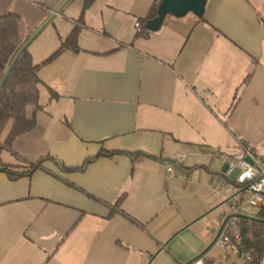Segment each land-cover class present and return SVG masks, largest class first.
Masks as SVG:
<instances>
[{
	"label": "crops",
	"instance_id": "obj_1",
	"mask_svg": "<svg viewBox=\"0 0 264 264\" xmlns=\"http://www.w3.org/2000/svg\"><path fill=\"white\" fill-rule=\"evenodd\" d=\"M156 1L83 11L84 0H0L23 34L51 26L28 44L34 62L81 18L79 50L39 70L34 127L1 153L8 164L45 158L14 179L0 170V264L241 259L237 220L233 249L210 243L232 213L223 187L240 168L225 175L226 162L240 143L264 156V0H207L201 18L167 16L137 35Z\"/></svg>",
	"mask_w": 264,
	"mask_h": 264
},
{
	"label": "trees",
	"instance_id": "obj_2",
	"mask_svg": "<svg viewBox=\"0 0 264 264\" xmlns=\"http://www.w3.org/2000/svg\"><path fill=\"white\" fill-rule=\"evenodd\" d=\"M91 2L92 0H84L82 10L84 11L85 7ZM159 2L160 0H157L150 14L142 19V24L141 27L139 24L137 35L147 33L144 23L148 18L156 15ZM80 19H77L76 24L61 39L59 46L51 54L39 62H34L28 50V45L22 48L32 34H23L21 32L22 21L20 16L13 12L0 15V170L7 172L12 179L28 174L45 158L40 157L33 162L20 160L18 164H8L3 162L1 153L4 148L11 147L13 140L17 136L30 131L34 127L36 123L35 111L41 109V105L39 104V85L44 84L39 76V70L54 60L61 52L65 50L74 52L79 50L78 34L80 31ZM48 90L50 97L56 96V93L52 89L48 87ZM28 107H32L33 109L31 115L27 114ZM103 153L113 155L117 152L102 151L96 156ZM94 158L86 159L80 167H70L69 169H82L86 163ZM175 160H168L167 162L175 165ZM177 166H180V164ZM228 182L233 185L235 184L233 179H230ZM251 215L264 219V208L252 212ZM237 225L239 230L238 247L241 253L249 252L255 258L260 257L264 253V222L237 218Z\"/></svg>",
	"mask_w": 264,
	"mask_h": 264
},
{
	"label": "built area",
	"instance_id": "obj_3",
	"mask_svg": "<svg viewBox=\"0 0 264 264\" xmlns=\"http://www.w3.org/2000/svg\"><path fill=\"white\" fill-rule=\"evenodd\" d=\"M139 28V23H136ZM182 154L176 156L177 161L183 160ZM249 157L252 159V164H249L245 159ZM240 168V172L236 176L235 184L228 183L223 187V193L231 195L229 199V209L232 213H242L246 208H250L253 212L264 208V156L257 155L252 151V147L246 143H240L239 149L232 154L226 162L225 175H230L236 165ZM242 164H249L256 170V175L251 180H245L243 183L239 182V176L245 170L241 167ZM254 185H259L260 190L254 189ZM237 218L231 217L225 224L224 231L217 239V243L226 251L233 249L231 235H238L235 228ZM191 264H211L202 258L195 259ZM238 264H264V253L255 258L251 253H242V257Z\"/></svg>",
	"mask_w": 264,
	"mask_h": 264
},
{
	"label": "water",
	"instance_id": "obj_4",
	"mask_svg": "<svg viewBox=\"0 0 264 264\" xmlns=\"http://www.w3.org/2000/svg\"><path fill=\"white\" fill-rule=\"evenodd\" d=\"M207 0H160L157 9H156V15L152 18H148L144 23V28L149 31H157L164 19L167 15L173 16V17H183L187 13H192L196 17L200 18L204 15L205 12V5ZM59 11V8L54 11V14H57ZM47 22V21H46ZM45 24V23H44ZM44 24L35 32L32 34V36L29 38L28 41L25 42L22 48H25L31 40L40 32V30L43 28ZM249 164H252V159L249 157H246L245 159ZM236 217V218H245L251 221H260L264 222V219L257 218L252 215H246L242 213H231L225 216L223 219L214 239L210 243L213 244L218 239L220 234L223 231V227L225 226L226 222L229 218ZM198 257H194L190 261L186 262L185 264H191L195 259Z\"/></svg>",
	"mask_w": 264,
	"mask_h": 264
},
{
	"label": "clouds",
	"instance_id": "obj_5",
	"mask_svg": "<svg viewBox=\"0 0 264 264\" xmlns=\"http://www.w3.org/2000/svg\"><path fill=\"white\" fill-rule=\"evenodd\" d=\"M241 167L245 170H243L241 175L239 176V182L243 183L246 179L251 180L253 176L256 175V170L254 169L253 166H250L249 164H242ZM253 187L257 191L260 190L259 185H254Z\"/></svg>",
	"mask_w": 264,
	"mask_h": 264
},
{
	"label": "rangeland",
	"instance_id": "obj_6",
	"mask_svg": "<svg viewBox=\"0 0 264 264\" xmlns=\"http://www.w3.org/2000/svg\"><path fill=\"white\" fill-rule=\"evenodd\" d=\"M43 27H45V24H44ZM50 27L51 26H48L46 29L45 28L42 29V31L40 32L41 36L34 40V44L33 45H37V43H39V41H41V39L46 38L48 36L49 32L52 31ZM252 212L253 211L250 208H246L244 210V212H242V214L251 215ZM238 232H239V230H238Z\"/></svg>",
	"mask_w": 264,
	"mask_h": 264
}]
</instances>
